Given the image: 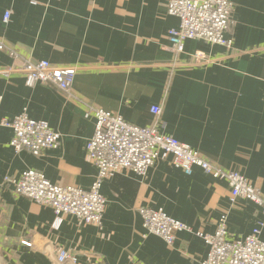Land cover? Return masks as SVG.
<instances>
[{"label": "crops", "instance_id": "1", "mask_svg": "<svg viewBox=\"0 0 264 264\" xmlns=\"http://www.w3.org/2000/svg\"><path fill=\"white\" fill-rule=\"evenodd\" d=\"M231 2L229 45L187 39L175 53L167 35L179 19L167 13L168 0H0V40L17 53L0 50V119L25 109L61 135L57 148L33 155L16 152L12 130L0 126V264H60L57 248L78 264H196L207 253L196 231L212 233L222 212L234 238L264 220L253 202L230 201L225 180L199 167L187 175L164 152L145 176L119 169L103 181L99 226L56 219L50 206L3 184L35 169L54 184L89 189L97 174L85 150L95 126L91 108H102L240 172L264 198V0ZM27 60L76 67L72 96L48 83L28 86L19 71ZM154 105L159 116L150 112ZM140 207L162 209L192 231L177 232L172 245L144 236Z\"/></svg>", "mask_w": 264, "mask_h": 264}, {"label": "built area", "instance_id": "2", "mask_svg": "<svg viewBox=\"0 0 264 264\" xmlns=\"http://www.w3.org/2000/svg\"><path fill=\"white\" fill-rule=\"evenodd\" d=\"M231 0H168L167 13L179 19V26L168 31V40L173 52L184 49L187 39H200L211 44L229 45L226 37L233 26ZM11 11L6 10L2 21L6 24ZM0 50L11 57L17 53L0 40ZM25 75V83H48L72 96L71 84L77 68L54 66L48 60L25 61L19 69ZM1 105V99H0ZM95 119L94 131L85 146L86 154L97 167V174L89 189L50 182L35 169L23 171L19 177L5 176L3 184L9 185L14 194L26 197L38 204L50 206L56 219L70 215L77 224L101 225L106 199L101 193L103 181L119 169H126L145 176L155 164L160 152L169 154L171 164L190 175L199 167L215 179H223L230 188V201L245 199L253 202L264 215V198L258 188L251 185L245 176L234 170L223 169L206 160L197 150L180 142L175 137L160 133L155 126H136L122 116L102 108H91ZM150 112L159 116L160 106H151ZM0 126L12 130L10 146L16 151L27 150L41 155L46 149H55L60 144V133L44 120L29 117L24 109L13 118L0 119ZM145 235L160 237L172 245L175 234L192 231V227L167 215L162 209L138 208ZM264 220L259 219L251 232L243 238L231 236L228 217L222 212L212 233L196 231L207 245V253L196 264H264V240L260 238ZM29 245V242H24ZM55 258L60 264H78L75 255L57 248ZM89 257L99 259L97 254Z\"/></svg>", "mask_w": 264, "mask_h": 264}]
</instances>
